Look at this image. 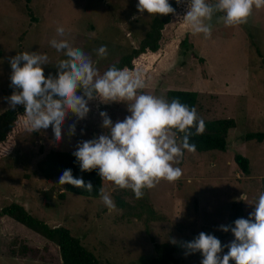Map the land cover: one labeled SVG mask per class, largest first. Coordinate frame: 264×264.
I'll use <instances>...</instances> for the list:
<instances>
[{
    "label": "rangeland",
    "instance_id": "374dc122",
    "mask_svg": "<svg viewBox=\"0 0 264 264\" xmlns=\"http://www.w3.org/2000/svg\"><path fill=\"white\" fill-rule=\"evenodd\" d=\"M203 1L188 17L177 10L157 53L107 75L138 48L160 0H0V115L62 102L0 158V213L24 207L101 264H148L155 244L182 264H264V141L243 140L264 133V0ZM100 84L87 100L70 92ZM171 90L198 93L197 122H235L225 152L198 153L161 130ZM51 152L84 156L102 174V196L45 178ZM48 244L0 214V264H57L27 251Z\"/></svg>",
    "mask_w": 264,
    "mask_h": 264
},
{
    "label": "trees",
    "instance_id": "16d2710c",
    "mask_svg": "<svg viewBox=\"0 0 264 264\" xmlns=\"http://www.w3.org/2000/svg\"><path fill=\"white\" fill-rule=\"evenodd\" d=\"M203 4V0H160L156 5L149 30L138 48L111 64L107 68L106 74H114L123 70L132 71L135 60L147 54L157 53L160 49L163 29L168 26L173 17L177 18V10H181L182 17H188L192 9L203 6ZM179 47L185 56L187 51L192 48V44L185 37L180 41ZM100 88L101 84L70 92L79 94L84 100H87L94 98ZM166 96L168 110L165 112V122L160 126L161 130H170L180 138L184 147L198 153L226 151L228 133L235 128V122L232 119L197 122L194 119L198 100L197 92L171 90L166 93ZM60 102L59 99L50 97L42 105L34 108L21 107L3 112L0 115V158L10 152L14 136L17 133L26 128L36 127V121L43 108L59 107L62 103ZM243 140L261 143L264 141V133H247L243 136ZM234 162L243 175H249V162L246 158L235 155ZM39 170L47 179H62L64 182L63 193L89 198H98L103 194L104 179L101 172L81 154L51 152L39 166ZM0 214L48 240L49 244L43 249L27 248L34 259L57 264H101L82 246L78 239L71 236L69 230L63 227L50 228L43 222L34 219L24 207L18 204H11L3 208ZM51 249L56 250L57 256L53 257ZM174 251V247H161L155 244V256L149 260L148 264H182L174 258ZM227 264H231L230 258L227 259Z\"/></svg>",
    "mask_w": 264,
    "mask_h": 264
}]
</instances>
